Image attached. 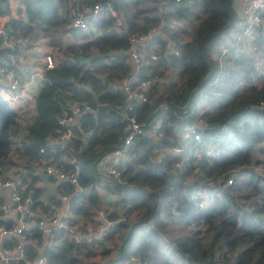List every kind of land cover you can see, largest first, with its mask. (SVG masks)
<instances>
[{"label":"trees","instance_id":"16d2710c","mask_svg":"<svg viewBox=\"0 0 264 264\" xmlns=\"http://www.w3.org/2000/svg\"><path fill=\"white\" fill-rule=\"evenodd\" d=\"M95 1H100L106 11L109 5L117 9L119 29L108 11L98 18L97 32L65 27L69 19L66 0H28L24 13L9 17L6 27L12 36L24 38L26 45L42 32L49 34L59 27L80 39L63 49L73 61L65 58L44 70L34 113L21 136L18 163L28 169L33 166L37 147L48 134L64 127L57 117L67 109L69 100H76L82 109L87 108L80 113L78 125L72 126L67 144L70 149L53 159L63 168L73 166L70 159L77 163L78 184L87 189L74 194L73 185L61 181L60 190L69 194L72 213L82 217H90L91 209L99 207L95 187L100 180L125 197L121 218L116 219L114 210L106 212L108 219L114 220L101 238L76 243L64 228L57 227L52 231L58 238L57 246L43 249L44 258L49 264H126L133 253L144 264H264V185L258 184L259 175L250 167L264 158V25H255L246 33L233 0H82L86 4ZM1 2L6 0H0V13L4 11ZM58 2L65 12L58 11ZM185 22L190 29L183 25ZM232 27L233 33L245 32L242 35L249 37V50L241 48ZM150 28H157L150 38L159 43V56L138 73L150 80L147 100L129 109L124 90L109 83H121L130 74L127 34ZM160 32L175 40L178 55L169 53ZM221 45L227 47L223 63L213 56ZM11 51L0 40L1 57H8ZM169 66L174 74L159 80L158 74L166 73ZM127 113H134L144 126L160 118L162 136L153 140L146 133L134 135L127 150L131 155L118 164L120 175L116 177L98 169L99 160L119 144ZM16 116L0 95V171L13 163L7 157L8 128ZM194 121L198 123V139L188 135ZM106 124L108 130L103 136ZM205 140L216 145L217 151L208 155L201 146ZM174 144L178 150H169ZM254 145L258 158H254ZM156 151L160 152L157 158ZM261 162L264 166V159ZM232 167L238 171L221 190L222 198L198 205L199 197L190 195L186 177L191 176L193 188L216 175L223 182ZM30 177L35 179L33 174ZM40 193L41 189L32 187L31 206L38 205L43 211L48 201L44 202ZM47 200L59 202L53 196ZM171 222L180 225L184 233L174 230L171 234L169 230L174 227L167 228ZM188 224L195 227L188 228ZM116 233V244L112 242L115 255L87 260L85 256L96 251L95 244L101 247L97 250L108 251L103 243L114 239ZM33 236L39 245L37 232ZM28 250L33 256L31 245ZM78 253L84 256L82 260Z\"/></svg>","mask_w":264,"mask_h":264},{"label":"built area","instance_id":"2783aa9c","mask_svg":"<svg viewBox=\"0 0 264 264\" xmlns=\"http://www.w3.org/2000/svg\"><path fill=\"white\" fill-rule=\"evenodd\" d=\"M29 4L28 0H6L1 2L3 7V14L5 17H0V40L2 46L9 49H15L9 52L8 57H1L0 55V95L5 100L9 101L14 109L19 112V119L16 121L19 132L10 136L9 150L17 157L13 163L5 164L0 171V264H49L44 258L42 250L46 248L54 249L57 246L58 238L53 237V229L57 227L64 228L66 234L72 238L76 243H89L92 238H101L109 228L110 223L114 219H108L104 209L98 207L95 213L102 221L101 224L94 230L86 231L80 229V224L77 222L75 214L69 204V194L61 191L58 183L61 181L71 183L73 185V193L84 192L87 188L78 184L77 172L78 164L72 162L73 166L63 168L58 161L53 159L54 155L63 157L70 149L67 145L72 136V126L78 125V118L80 113L87 107L82 109L81 102L76 100H69L67 102V109L57 117V122L64 127L56 129V133L48 134L45 142L37 147L36 159L32 161L33 166L26 168L22 163H18L21 155V136L25 131L26 121L34 113L35 95L39 86L43 83L45 78L44 70L52 67L55 64V58L49 50L39 49V44H34L36 48L37 58L36 63L32 65L31 61L27 70L23 65L16 64L17 59H23L27 53L26 40L21 36H12L7 32L6 27H9V17H16L17 12L24 13V7ZM58 11H68L69 19L64 23L65 27L79 28L86 32H97L99 27L97 24L98 18L108 13L114 16L115 25L119 29L121 17L117 9L109 5L107 11L102 7L100 1H95L92 4L83 3L82 0H68L64 6L65 11L60 7L58 2ZM7 10V11H6ZM239 16L241 23L244 24V31L247 33L255 25H264V0H244L239 6ZM2 13H0L1 15ZM145 32L131 31L127 34V47L125 49L126 57L131 64V71L129 76L121 83L110 82L112 88L121 87L128 102L127 108H132L136 104L145 102L148 98L146 89L149 85V79L140 78L138 73L143 65L149 60H154L159 56V44H149V38L157 31L150 28ZM68 31V36L75 41L80 40ZM160 36L164 37L166 41V48L170 54L178 55L179 50L175 47V40L162 32ZM42 37H49L48 34ZM31 43V42H29ZM36 43V42H33ZM226 45H221L213 56L221 62L223 59ZM113 54L110 53L109 57ZM73 61V59H70ZM158 78V77H157ZM134 97L133 100L131 98ZM261 103V102H260ZM17 113V112H16ZM196 126V128H195ZM198 123L189 126V134L193 138H199L197 130ZM123 134L117 146L107 152L105 156L104 166L102 172L112 174L118 177L120 175V168L118 164L125 161L131 152L127 151L128 146L132 141V137L138 133H146L153 140H157L162 136L160 118L144 126L136 118L134 113H127L124 115V124L122 128ZM180 135L185 136L187 133L179 132ZM201 146L208 155L217 151L216 145L209 141H202ZM171 151H177L178 147L174 144L168 147ZM256 145L252 147L254 158H258ZM48 151V152H46ZM46 152V154H43ZM251 164V168L257 171L259 185H264V166L261 162L264 158ZM237 167L230 168L226 179L222 182L220 175L214 178H209L205 182H201L198 187H191L187 183L190 195L199 197L197 204L206 205L214 197L222 198L221 190L226 187L227 183L232 182L235 177ZM30 174L35 175V179L31 180ZM32 187L41 189L39 197L43 201H48L46 210L39 211L38 205L31 206L34 198L31 194ZM50 196L59 200L58 203H53L47 200ZM73 217V219H72ZM118 215L116 219L121 218ZM68 218H71L68 220ZM37 230V231H36ZM82 230V231H81ZM37 232L40 239V244L34 243L33 233ZM31 245L35 250L33 256L28 250ZM126 264H144V260L136 254L130 253L126 259Z\"/></svg>","mask_w":264,"mask_h":264},{"label":"crops","instance_id":"0c3cea01","mask_svg":"<svg viewBox=\"0 0 264 264\" xmlns=\"http://www.w3.org/2000/svg\"><path fill=\"white\" fill-rule=\"evenodd\" d=\"M242 1L243 0H241L240 3ZM0 17L1 18L2 17H5V15L3 14V12L0 15ZM58 29H60V27ZM53 32H55V31H51V33H53ZM48 35H49V37H46V38L45 37H42L41 35H39L35 39L31 40L30 41L31 43H29L28 45H26L27 46V48H26V50H27L26 55L23 57V59H17L16 60V64L23 65L24 66V69L27 70L28 67H26L25 65H29L30 64V61L32 63L31 66H33L36 63L37 58H34V56L37 53H36V51L34 49V48H36L34 46V44H39V46H40L39 49L49 50L52 53V55L54 56L56 63H59V62L63 61L65 58L66 59L68 58V61H71L70 59H72V58H70L68 56H65L63 49L65 48L66 45H69L71 42H74L75 41V38L73 37L71 39L70 37H63V38H60L57 41H55L56 44H54L52 42V38H51L52 37V34H48ZM33 42H36V43H33ZM148 42H149V44H154V42H157V41L155 39L150 38ZM167 69H168V71H171L172 70L173 71V74H174V69L173 68H171L169 66V67H167ZM0 93H2L1 90H0ZM7 103L9 104V106L14 111H16L12 107V105H11V103L9 101H7ZM107 130H108V125L106 124L104 126V128L102 129V131H101V135L104 136L106 134ZM107 152L104 153L101 156V158L99 160L100 165H99L98 169H101L104 166V163L103 162L105 161V156H106ZM159 155H160V152L156 151V154L154 155V157L157 158ZM107 186H108V184H105V182L103 180H100V181H98L96 183V187L95 188H96V191H97V197L99 198V203H100L99 204V208L102 207L104 209L105 213L107 211H109V210H114V211L117 212V215H119V216L121 215L122 216V211L124 209V204H125V197L122 194H118L116 192L111 191ZM95 209L96 208H92L91 209V214H90V215H92L91 222H92V225L93 226L91 227V225H87L86 226V229H85L86 231L94 230L97 227L98 223H100V221H101L100 218L95 213ZM75 217H76V220H77V222L79 224H80V222L82 220L84 221V219H82L83 217L80 216V215H75ZM132 218H134V217H131L129 219H132ZM107 246L108 247L112 246V243H107ZM94 254L99 255L98 252H97V250L94 252ZM115 254H116V250H115V252H114L113 255H115ZM95 259H96V261H99L101 258L98 257V258H95Z\"/></svg>","mask_w":264,"mask_h":264},{"label":"rangeland","instance_id":"374dc122","mask_svg":"<svg viewBox=\"0 0 264 264\" xmlns=\"http://www.w3.org/2000/svg\"><path fill=\"white\" fill-rule=\"evenodd\" d=\"M68 0H66V2H67ZM240 1L241 0H233V4H234V6L236 7V11L237 12H239V4H240ZM239 22H237V24H238ZM183 25L186 27V29L188 30V29H190V27H191V25L189 24V23H187V22H185V23H183ZM232 30H233V27H232V29H231V33H233L232 32ZM69 32H70V30H69ZM47 33H49V32H47ZM71 34H72V32H70ZM46 33H43L42 32V34H40L41 36L42 35H45ZM49 34H52V42L54 43V44H56L55 43V41H57L58 39H60V38H63V37H69L68 36V31H66L65 29H63V28H61V29H57V30H55V32H53V33H49ZM185 34H187V32L186 33H183V35H185ZM234 35H236L237 37H238V41H240L241 42V48L242 49H246V50H249L250 48H251V45H250V43L248 42V36H243L244 34H245V32H243L242 34H238V33H236V32H234L233 33ZM186 36V35H185ZM51 42V43H52ZM52 43V44H53ZM249 52H251V51H249ZM222 58H224V55H223V57ZM221 62L223 63V59L221 60ZM173 74V71L171 70V71H168V69L166 70V73L164 72V73H160V74H158L159 75V80H161V79H167L168 78V76L169 75H172ZM158 77V76H157ZM156 77V78H157ZM173 78H175L176 79V77L174 76ZM169 79V78H168ZM2 92V91H1ZM16 110V112H17V115L19 116V112H18V110L17 109H15ZM18 116H16V119L18 120L19 119V117ZM16 120V121H17ZM15 121V122H16ZM12 123L10 126H9V128H8V134H9V137L10 136H12V135H14V134H16L17 132H19L20 131V129L18 128V127H15L14 129H12L13 128V126H17L16 125V123ZM154 155H155V153H154ZM17 156V155H16ZM16 156H14L13 155V153H11V151L10 150H8L7 151V157L11 160V161H15L16 159H17V157ZM5 163H7V162H5ZM8 166L9 165H11V164H7ZM191 182V176H188V177H186V184L187 183H190ZM239 199V198H238ZM120 203V202H119ZM118 203V204H119ZM123 209V208H122ZM91 218H92V215H90V217H83L82 219H84V221L82 220L81 222H80V226H78L80 229H82L83 230V228H86V226L87 225H91V227L93 226L92 225V222H91ZM132 219H134V218H132ZM101 222L102 221H100V223H98V225H97V227L101 224ZM176 224H174L173 222H171V223H169V225L167 226V228L169 227H171V226H173L174 227V229H171V230H169L170 231V233L171 234H173V232H174V230H176L175 231V233H177V234H182V233H184V229L183 228H181L180 227V225H177V226H175ZM188 228H190V227H192V226H194V225H191V224H188ZM200 225L198 224V225H196V227H199ZM176 227V228H175ZM195 227V226H194ZM166 228V229H167ZM168 228V229H169ZM81 230V231H82ZM203 231H204V229H203ZM205 232V231H204ZM159 233L160 234H162V232H161V230H159ZM118 235H119V233H116V236L114 237V239H112V240H110V241H108V240H106V241H104V245H106L107 246V243H112V242H114L115 240H117V237H118ZM204 236H206V235H204ZM206 237H208V236H206ZM206 237H204V240L206 239ZM114 244H116L115 242H114ZM114 244H112V246H110L109 247V250L108 251H102V250H104L105 248H103V249H100V250H97V249H99V248H101V247H98L99 245H93V248L95 247V249L97 250V252H98V254L99 255H96V254H92V255H89V256H85L86 258H87V260H95L96 261V259L95 258H98V257H100L101 259L100 260H103V259H106V258H108V257H111L113 254H114V252H115V250H116V248H115V245ZM78 255L80 256V259L82 260L83 258H84V256H82V254L81 253H78Z\"/></svg>","mask_w":264,"mask_h":264},{"label":"water","instance_id":"95a60500","mask_svg":"<svg viewBox=\"0 0 264 264\" xmlns=\"http://www.w3.org/2000/svg\"><path fill=\"white\" fill-rule=\"evenodd\" d=\"M128 232H129V231H127V232L125 233L124 238L127 236ZM121 244H122V243H121ZM121 244H120V247H121Z\"/></svg>","mask_w":264,"mask_h":264}]
</instances>
